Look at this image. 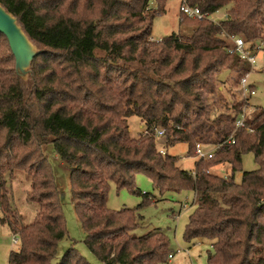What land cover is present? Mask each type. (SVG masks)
<instances>
[{
    "label": "trees",
    "instance_id": "trees-1",
    "mask_svg": "<svg viewBox=\"0 0 264 264\" xmlns=\"http://www.w3.org/2000/svg\"><path fill=\"white\" fill-rule=\"evenodd\" d=\"M165 1L0 0L40 50L25 85L0 34V224L18 240L8 264H89L73 247L54 263L67 231L47 145L69 169L83 243L100 263L168 264L172 256L162 231L135 234L143 203L119 211L107 207L110 183L142 196L144 204L155 202L134 188L135 175L142 173L160 197L192 195L183 239L211 242L206 264H264V112L256 108L249 117V99L236 100L228 89L232 101L223 98L221 79L233 73L238 89L250 72L233 40L256 51L264 40V0H187L205 17L193 20L179 12V24L190 35L153 41V20ZM220 10L224 19L210 21ZM217 94L224 101L219 107ZM243 111L244 127L236 128ZM130 117L143 125L136 137L129 132ZM180 143L195 158L191 171L179 168L178 158L165 150ZM197 144L221 146L203 160L195 156ZM248 153L257 169L242 172L241 157ZM219 166L229 173L217 175ZM14 172L29 177L27 201L37 206L25 226L6 188Z\"/></svg>",
    "mask_w": 264,
    "mask_h": 264
},
{
    "label": "rangeland",
    "instance_id": "rangeland-1",
    "mask_svg": "<svg viewBox=\"0 0 264 264\" xmlns=\"http://www.w3.org/2000/svg\"><path fill=\"white\" fill-rule=\"evenodd\" d=\"M179 4V0H166L164 2V12L157 15L153 20L151 29V39L153 41H160L171 34L190 35V28L187 25L180 26L179 24ZM155 5L156 3L152 7L155 8ZM224 14L225 10H220L212 14L209 20L219 22L224 19ZM255 49V66L249 73L247 80L248 85L255 89L254 95L249 98L250 110L246 111L249 117L252 116L251 112L253 109L258 108V112H264V71H262L264 68V40ZM19 74L23 80H26L28 68L24 67V69L20 70ZM233 77V73H230L229 76L227 73H224L221 77L222 86L224 87L222 97L228 101H232L231 92L235 94L236 100L240 99L238 89L233 86ZM227 89L230 91V94L226 93ZM219 99H221V96L219 94L215 95L214 101L217 107L221 106L224 102ZM128 126L129 132L133 137H136L143 131V125L137 117H130L128 119ZM165 150L168 155L178 158L177 165L179 168L186 171L193 170L195 158L187 157L186 144H175L174 146L167 147ZM45 152L47 164L50 166L54 181L61 192L59 201L62 206V214L67 231V236L58 243L54 263L59 262L65 252L73 247L77 254L89 264H102L95 259L83 243L85 235L71 203L69 169L55 154L52 145H47ZM255 169H257V164L252 154L242 155L241 171L248 172ZM214 172L219 176H225L229 173V168L227 166H219ZM240 177L241 172L236 173L234 176L235 182H239ZM133 183L134 188H137L142 194H149L155 197V202L144 204L142 196L134 194L128 188L118 189L113 183H110L107 194V207L112 211H119L123 208L135 209L143 203V206L139 210L143 221L141 226L135 230L136 235H145L155 230L162 231L167 237L169 247L173 252L168 264H206L207 255L212 251L211 242L204 239L187 242L183 239L188 217L193 210L191 207L192 195L187 192H181L172 195L166 194L160 197L153 190L151 181L142 173L135 175ZM6 188L10 205L19 217L20 225L25 226L30 224L35 217L37 206L27 201V195L30 190L29 177L23 172H14L12 177L6 178ZM1 217L2 213L0 212ZM12 240L13 236L10 234L8 227L0 224V264H8L9 252L18 249V245H13Z\"/></svg>",
    "mask_w": 264,
    "mask_h": 264
},
{
    "label": "built area",
    "instance_id": "built-area-1",
    "mask_svg": "<svg viewBox=\"0 0 264 264\" xmlns=\"http://www.w3.org/2000/svg\"><path fill=\"white\" fill-rule=\"evenodd\" d=\"M179 1H180V4H179L178 10L184 17L188 19H193V20H201L205 17L198 8L191 7L187 3V0H179ZM153 4H155V2L151 3V5ZM233 44H234L235 53L239 56L240 59L245 60L250 65V72H251L255 66L254 52L251 51L249 47L240 38L234 39ZM249 73L241 79L239 83V87H238V94L240 98H242L243 100L249 99L251 96L254 95V91L250 90V87L247 81L249 78ZM246 115L247 114L244 111L242 112V114H240V117L235 123L236 128L244 127V121L246 119ZM245 131L252 132V130L249 128H245ZM143 133L146 134V132H143ZM162 134H163L162 132L156 131L157 137H161ZM227 143H232L231 139L227 140ZM220 146L221 145H217L210 149H204L202 145L197 144L195 147V156L197 159H203V160L212 159L215 155V152L219 149ZM160 153L164 155L163 150H160ZM12 242H13V245H16V246L18 245V240L15 237H13ZM171 258L172 256H169L167 259V262H169Z\"/></svg>",
    "mask_w": 264,
    "mask_h": 264
},
{
    "label": "water",
    "instance_id": "water-1",
    "mask_svg": "<svg viewBox=\"0 0 264 264\" xmlns=\"http://www.w3.org/2000/svg\"><path fill=\"white\" fill-rule=\"evenodd\" d=\"M0 34L5 37L9 48L14 56L15 68L21 82L25 84L31 73V62L33 58L40 52L37 46L29 40L21 26L18 24L9 12L0 5ZM28 68L26 80H23L19 75L20 70Z\"/></svg>",
    "mask_w": 264,
    "mask_h": 264
},
{
    "label": "crops",
    "instance_id": "crops-1",
    "mask_svg": "<svg viewBox=\"0 0 264 264\" xmlns=\"http://www.w3.org/2000/svg\"><path fill=\"white\" fill-rule=\"evenodd\" d=\"M250 87V86H249ZM255 93V92H254Z\"/></svg>",
    "mask_w": 264,
    "mask_h": 264
}]
</instances>
